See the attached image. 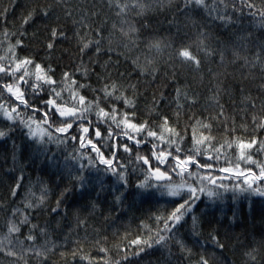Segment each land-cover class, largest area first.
I'll return each instance as SVG.
<instances>
[{"label": "trees", "instance_id": "obj_1", "mask_svg": "<svg viewBox=\"0 0 264 264\" xmlns=\"http://www.w3.org/2000/svg\"><path fill=\"white\" fill-rule=\"evenodd\" d=\"M125 2L131 0H65L64 7L72 11V16L66 17L63 7H56L54 0H0V10L8 8V23L6 26L0 25V66H5L11 72L15 63H19L27 58L28 53H32L33 63L22 65L15 76L26 72L27 75L23 76L24 81L33 86L39 83L42 88H47L43 80L36 81L35 65L39 64L41 68L39 74L47 77L50 73L45 65L51 63L57 71V76H53L52 79L57 81L56 87L60 95L58 97L52 95L49 98L56 100V107L67 108L76 104L78 96L82 95L85 97V106L91 102L93 108L91 119L95 121L96 102L93 101L92 94L80 86L84 81L79 71L75 75L71 71L81 62L88 64L91 58L92 72L99 74L101 81L98 85L94 75L89 83L93 87L114 83L116 90L113 92L111 87L108 89L113 97L119 95L122 88H125L127 91H124V96L135 102L133 108L124 106L122 102L106 104L102 100L100 107L105 111L115 107L117 120H121L126 113L131 123L147 121L158 136L165 137V141H156L159 145L157 152L160 148L174 152V146L169 149L166 141L179 139L162 127L166 118L167 127L174 129L183 137L182 150L186 147L199 148L201 155L197 156V160L206 159L205 152L213 155L211 172L200 169L202 173L228 176L225 183L230 186L238 181L229 174L217 173L218 166L235 167L239 164L242 170H251L258 174V165L264 164V151L259 150L260 141L264 140V127L255 126L264 124V68L258 62L255 66L251 62L255 59L259 43L264 41V30L258 26L253 27L250 23L251 17L234 28L231 25L226 28H215L211 21L209 26L205 27L201 15L185 16L182 11H177V5L182 7L183 0H138L145 8L142 11L132 9L127 17L128 23H125L122 17L116 14L118 10L115 7L116 3ZM224 2L229 4L228 15H232L233 18L239 15L232 12V0ZM205 3L209 5L215 3L221 12L224 11L219 0H205ZM48 4L53 5L51 11L59 16V20L44 26L38 24L39 17L34 16L28 24H23V19L30 12L34 9L38 11L40 7ZM197 11L203 13L202 9ZM246 13L245 9V15ZM216 14L213 12V15ZM82 17H86L85 26L73 23L80 21ZM203 19H209L206 13H203ZM170 21L174 22V26L171 27V32H168ZM129 24L134 26L135 31L129 30ZM142 24L148 25L155 34L161 37L168 36L173 41L178 28L180 37L191 46L194 53L200 49L201 71L193 72L181 67L175 55H170L172 49L165 47L164 44H161L159 51L155 47L150 48L146 43L147 34L141 28ZM87 25H91V28ZM98 25H102L100 34L104 37L103 49L97 54L94 52V45H90L81 53L79 44L94 40L96 32L92 29ZM48 27L70 30V39L54 44L52 50L54 54L50 58L42 54L49 42ZM21 28L26 31V36L21 38L22 43L18 46L16 40ZM229 28H232L234 33L231 37ZM238 28L244 30L237 31ZM73 31H77L78 34H73ZM201 32L208 34L207 40H203ZM136 36H139V39L133 42ZM205 46L212 52L210 57L204 56ZM101 65L104 67L101 68ZM59 67H65V70L69 71L68 78L63 81L59 77ZM173 69L181 83L186 81L188 84L185 91L189 99L185 101L181 96L178 101L179 108L171 88L172 80L168 79ZM6 79L17 84L25 100L29 99L31 89L27 84L16 80L14 76L0 73V85ZM129 84L136 86L135 96L127 87ZM216 86L219 87L218 94L215 91ZM162 92L165 96L172 93L173 99L167 105L160 101L153 109V97H159ZM193 95L196 97V103L191 105ZM3 96L11 97L10 102L0 98V103L5 105V109L10 111L11 107H16L18 112L13 113L14 116L23 114L20 117L23 118L27 115L23 105L11 96V93L4 90L0 93V97ZM217 100L224 105L223 116L218 113ZM6 120L4 110H0V121ZM105 127L106 125L101 123L100 138L95 137L94 130L90 128L89 133L85 134V139L91 138L93 143L99 139L117 145L111 149L115 157L112 163L117 166V172L122 171L119 165L125 166L123 171L128 179L127 184L111 172L105 171L107 166L100 164L98 159L92 166H89L87 160L77 159L81 152L96 157L90 145L77 151L73 149L72 143L60 147L54 143L42 145L32 137L26 134L21 136L19 133L17 143L21 147L16 168L19 170L22 167L23 171L12 172L11 141L7 143L0 141V153L7 154L6 159H0V264H116L117 261L120 264H129V261L137 260H143L144 264H165V261L172 260L174 264L179 253L175 242L171 240L168 242V249L153 245V248L148 250L151 255L148 252H143L140 256L132 254L137 250V246L130 244V241L134 239L143 241L148 237H155L158 229L161 235L165 234L162 231L163 221L158 222L156 217L167 214L165 209L168 206L163 201L171 198L161 197L158 192L155 197L148 195L147 192L144 195L140 194L143 190L138 189L136 185L144 181V172L149 168L143 165L142 161L135 159L137 146L132 141L124 139L122 135L116 136L119 128L115 124L111 128L112 140H108L104 132ZM122 127L121 122L120 128ZM33 130L39 136L46 130V126L34 123ZM133 135L140 138L144 133ZM253 136L256 144L251 149L244 150L245 156H250L253 163H246L240 160L238 145L240 142L246 143ZM195 139H201L202 143L195 144ZM125 143L132 146L129 153L123 152ZM97 146L105 152V159H109L108 150L102 144ZM76 149H79L78 143ZM216 149H219L220 153L218 163L215 157ZM140 154L150 155L147 152ZM180 154L183 156V151ZM171 159L169 156L168 160ZM157 163L155 156H151L149 164L153 170ZM159 167L161 171H165L168 163L160 164ZM188 171H195V165L189 163ZM15 175L24 177L22 181L24 188L18 190V195L23 196L25 189L30 190L26 200L22 201L9 195L8 186ZM169 175L172 182L180 180L175 173ZM77 176L83 179L77 180ZM149 176V183L153 185L169 183L167 180L158 183L151 173ZM188 182L191 183V180ZM62 192L64 195H61ZM231 197V192L227 193L223 204H212L202 197L197 205V215L203 214L205 228L202 231L205 233L208 223L221 234L230 233L231 238L223 250L224 257L228 264H242V261L248 259L242 254V247L257 246L256 242L264 239V198L250 196L247 199L233 200ZM13 226L18 227L19 232L9 231ZM29 230L35 237L34 241L27 239ZM33 244L44 246L40 249L39 256L30 250L29 246ZM169 251L172 256H169ZM9 252L13 254L9 255ZM124 253H128L127 260L122 259ZM255 255V264H264V250Z\"/></svg>", "mask_w": 264, "mask_h": 264}, {"label": "snow or ice", "instance_id": "obj_2", "mask_svg": "<svg viewBox=\"0 0 264 264\" xmlns=\"http://www.w3.org/2000/svg\"><path fill=\"white\" fill-rule=\"evenodd\" d=\"M219 3L223 5V12H221L215 3L209 5L205 3V0H183L182 7L177 5V11H182L185 16H191L192 14L201 15L202 24L205 27L209 26V21L211 25L215 28H226L231 25L233 28L241 24V22L248 17H251V25L253 27H259L261 30H264V0H232L231 8L233 13H239V15L233 18L232 15L227 14V9L229 4L225 3L224 0H219ZM65 0H54V5L56 7H63L64 15L66 17L72 16L71 9L64 7ZM111 6V5H110ZM53 5L48 4L39 8V10H33L28 14L27 17L23 19V24H28L29 21L33 20L34 16L39 17L37 22L40 25L48 26L54 24L59 20V16L51 11ZM115 7L117 8V15L122 17L123 22L128 23L127 17L129 12L132 9H140L141 11L145 8V5L139 3L138 0H131V2L125 3H116ZM197 9H202L203 13H206L208 20L203 19V13L197 11ZM245 9L247 13L245 15ZM213 12H216V15H213ZM139 14V13H138ZM95 15V13H94ZM86 17H82L80 21H73V23L79 24L80 26H85ZM8 23V8L0 10V25L6 26ZM170 27L167 29L168 32H171V27L174 26V22H169ZM91 28V25H87ZM102 25H98L92 30L96 32V38L94 40H89L88 42H83L79 44V50L81 53H84L90 45H94V52L100 53L104 45L102 41L104 37L100 34V28ZM141 28L147 34L145 39L146 43L150 48L155 47L157 51L160 50L161 44H164L165 47L172 49L170 55H175L178 59L181 67L188 68L193 72L201 71V58L199 56L198 49L197 52L191 50V46L183 41L179 35V29L177 28L175 41L170 37L165 36L161 37L155 34L152 30L149 29L148 25L142 24ZM49 32V42L45 45L43 55L45 57H51L53 53L54 44L57 42L63 43L70 39L69 29L67 28H58V27H48ZM129 30L135 31L134 26L129 24ZM243 28H238L237 31H243ZM73 34H78L77 31H73ZM200 35L203 37V40L208 39V34L201 32ZM234 33L232 28H229V36H233ZM26 36V31L21 28L19 30V36L16 40V44L19 46L22 43L23 37ZM139 39V36H136L133 40L135 42ZM240 39H245V37H240ZM203 40L201 43L203 44ZM204 56L210 57L212 52L208 51L207 46L203 48ZM32 53H28L27 58L22 59L19 63H15L14 69L10 72L5 66H0V73H4L5 76H14L16 80H21L31 89L29 93V99L25 100L24 94L20 91V88L15 83H10L8 80H4L3 84L0 85V93L6 90L8 93H11V96H14L16 100L23 105V108L27 111V115L23 118H20L23 114H18L14 116L13 113H17L18 109L16 107H11L10 111L5 109V105L0 103V110H4L7 120L0 121V141L7 143L11 141V159L13 161V166L10 169L12 172H21L23 171L22 167L18 170L16 168L17 156L20 152V144L17 143V133L21 136L27 135L32 137L34 141H38L42 145L45 143H54L57 147L67 146L72 143L73 149L79 151L85 147H91V150L96 153V157L88 156L85 153L81 152V156L77 159L87 160L89 166H92L96 159H98L100 164L106 165L105 171L111 172L113 175H116L121 181L125 184L128 183L127 176L123 171L124 165H119L118 167L122 170L120 172L116 171V167L112 163L114 153L111 151L114 147H117L115 144L105 143L103 140H97L96 143H93L92 139H85V134L89 133L90 128L94 130L93 134L95 137L100 138L102 136L101 123L105 124L104 132L107 134L108 140H112V125L115 124L119 131L116 133V136H123L124 139L132 141L133 144L137 146V154L135 156L136 160L142 161L143 165H148L151 156H155L158 163L154 165L155 171L151 172V169H148L144 172V181L136 187L140 190L141 195H144L145 192L152 197L156 196L158 192L161 197H169L163 201L168 207L165 209L166 215H157L156 220L163 221L162 231L164 235L160 234L158 229L155 237H148L143 241L140 239H134L130 241V244L136 245L137 250L132 253L135 256H140L143 252H148L149 249L153 248V245H159L165 249L169 248V240L174 241L177 247L179 255L176 257L174 264H228V261L224 257V251L227 246V242L230 240V233L225 232L221 234L218 230L211 227V223H208V227L205 231L202 229L205 228V221L203 214L197 215V205L201 202L202 197L205 198L208 202L212 204H223L226 198V194L231 192L233 200H240L241 198L247 199L250 196H258L264 198V164L258 165L259 173L256 174L251 170H242L239 167V164H236L235 167L223 166L220 165L217 167V173H225L231 175L235 180L238 181L236 184L231 186L228 183H225V180L228 179V176L220 175H211L208 173H202L200 169H206L208 172H211L213 168V155L207 154L206 159L197 160V156L201 155L199 148H184L181 149V143L183 142V137L180 133H177L172 128H168V121L165 118L163 120L162 127L166 131L171 132L175 137L179 139H169L166 143L169 145V149L174 146L175 151L166 150L160 148L157 152L156 149L159 148V145L156 141H165L163 135L157 134L155 130L149 127L148 122L144 123H131L128 120L127 114L125 113L121 120L116 119V108L111 107L109 111H105L103 107H100V103L104 100L107 103L115 104L116 102H122L124 106H129L135 108V102L132 99H129L124 96V91L127 89L122 88L119 95L113 97L112 92H109L111 87L113 92L116 90L115 84L111 85H101L99 87H93L89 81L95 75L96 83L100 85L101 76L97 73L92 72L91 58L89 59L88 64L81 62L76 68L72 69V74L75 75L79 71L81 79L84 81L80 86L87 89L88 93L92 94V99L95 101V121L91 119L93 115V108L91 102L89 105L85 106V97L78 96L77 103L71 107L63 108L56 107V100L50 99L52 95L59 96L60 92L56 87L57 81L52 79L53 76H57V71L52 67L51 63L45 65L50 73L49 76L44 77L39 73L41 68L39 64L35 65L37 75L35 77L36 81L41 80L47 85V88H42V86L37 83L35 86L28 84L27 81L23 80V76L27 73H23L20 76H15V73L19 71L22 65H29L33 63L31 59ZM221 61H223V54H221ZM247 62V61H246ZM259 63L262 68H264V41H261L258 45V51L255 53V59L251 63L255 66V63ZM101 68L104 66L101 65ZM155 69L153 70V79ZM69 71L65 70V67H59V77L61 81L65 78H68ZM168 79L172 80L171 88L175 93V99L177 101V108L180 107L178 101L181 96L184 100L189 99L188 93L185 89L188 88L187 82L181 83L178 78L177 72L173 69L171 76ZM132 90L131 94L136 95V86L134 84H129L127 86ZM215 91L219 93V87L216 86ZM43 93V94H41ZM99 94V95H97ZM5 102H10L11 97L3 96L0 97ZM173 99L172 93H169L167 96L162 92L159 97H153V109H155L160 101H164L167 105ZM196 103L195 95L191 98V105ZM190 105V106H191ZM51 106V110H49ZM83 106V107H81ZM254 107V105H253ZM217 108L219 115L223 116L225 113L224 105L220 104L217 100ZM41 113H43L41 115ZM58 113V115H57ZM35 114V115H34ZM67 117V118H65ZM10 122V123H9ZM121 122L123 127L120 128ZM42 124L46 126V130L41 133L39 136L33 130V124ZM255 127H264V124L256 125ZM255 127L253 131H255ZM71 130V131H70ZM54 133H59L60 135H54ZM135 134L144 133L140 138H136ZM152 138V139H149ZM207 139V138H204ZM76 143L79 144V149H76ZM123 143V141H121ZM202 143L201 139H195V144L199 145ZM98 144H102L105 149L108 150L109 159H105V152L98 147ZM256 144V139L253 136L246 143L240 142V160L245 161L246 163H253L250 156H245L244 150L251 149ZM141 145H146V148H141ZM223 147V145H221ZM132 149V146L129 144H123V152L129 153ZM260 151H264V140L260 141ZM183 151L184 155L181 156ZM141 152H147L150 155L145 156L140 154ZM171 156V161L168 160V157ZM6 153H0V159H6ZM215 157L217 163L220 159L219 149L215 150ZM168 163V167L165 171H161L159 165ZM191 163L195 165V171H188V164ZM83 168V165H81ZM179 169V171H177ZM149 173L151 176H154L156 180H167L169 183L164 185H153L149 183ZM169 173H175L180 177V180L177 182L171 181V176ZM187 174L186 176L184 174ZM242 178V179H241ZM24 177L23 175H15L11 178V183L9 184V195L13 198H18L26 200L30 195V190L25 189L23 196L18 195V190L24 188L22 184ZM77 180L83 179L81 176L76 177ZM189 179L191 183H189ZM151 190V191H149ZM61 195H64L62 192ZM119 199V197H118ZM159 202V201H158ZM60 201H57L59 205ZM25 222H27L25 220ZM9 231L19 232V228L13 226ZM27 239L35 240V237L32 234V231L29 230L27 234ZM257 246L253 245H244L242 247V254L248 259L242 261V264H255L256 262V253L264 250V239L259 242H256ZM191 245V246H190ZM30 250L34 251L37 256L41 254L40 249L43 248V245H30ZM23 250V246H21ZM104 251V249H101ZM9 255L13 253L9 252ZM73 254H75V249H73ZM151 255V252H148ZM169 256H172L171 251H169ZM195 257V259H192ZM128 253H124L122 259L127 260ZM116 264H120L119 261ZM129 264H144L143 260L129 261ZM165 264H173L172 260L165 261Z\"/></svg>", "mask_w": 264, "mask_h": 264}, {"label": "water", "instance_id": "obj_3", "mask_svg": "<svg viewBox=\"0 0 264 264\" xmlns=\"http://www.w3.org/2000/svg\"><path fill=\"white\" fill-rule=\"evenodd\" d=\"M147 167H148L149 169H151V172H154V171H155V170H153V169L151 168L150 164H148ZM154 179H155V177H154ZM155 181L158 182V183H161V182H164V181H166V180H159V181H158V180L155 179Z\"/></svg>", "mask_w": 264, "mask_h": 264}]
</instances>
